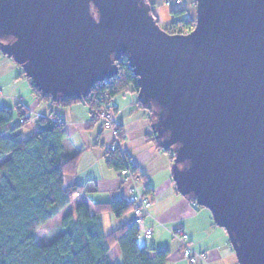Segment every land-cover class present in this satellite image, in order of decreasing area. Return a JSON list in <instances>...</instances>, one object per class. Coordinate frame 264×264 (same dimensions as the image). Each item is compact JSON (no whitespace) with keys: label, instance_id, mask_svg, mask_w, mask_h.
Masks as SVG:
<instances>
[{"label":"water","instance_id":"95a60500","mask_svg":"<svg viewBox=\"0 0 264 264\" xmlns=\"http://www.w3.org/2000/svg\"><path fill=\"white\" fill-rule=\"evenodd\" d=\"M196 5L173 33L146 0H0V48L54 98L87 97L126 57L177 189L239 264H264V0Z\"/></svg>","mask_w":264,"mask_h":264},{"label":"trees","instance_id":"16d2710c","mask_svg":"<svg viewBox=\"0 0 264 264\" xmlns=\"http://www.w3.org/2000/svg\"><path fill=\"white\" fill-rule=\"evenodd\" d=\"M146 1L152 4L151 0ZM184 11L173 10L178 17ZM195 21L180 17L169 28H163L173 33H186L194 28ZM118 62V74L97 84L82 99L77 96L54 98L51 94H43L32 83L31 88L52 105L66 106L85 101L98 110L106 97L114 98L130 85L139 91L138 77L126 57ZM23 74L28 77L25 71ZM28 79L31 81L30 77ZM140 104L151 115V109L142 102ZM29 110L24 103H18L15 109L0 107V264H115L109 253L116 242L121 245L124 256L121 264H167L170 249L141 245L137 224L132 220L105 232L103 211L122 217L132 209L125 196L102 203L81 202L60 219L61 230L56 237L39 238L38 232L44 224L73 202L79 188L66 187L64 176L76 173L80 152L70 154L65 151L68 132L60 118L43 115L36 119L35 133L26 135L21 128L30 121ZM16 116L19 122L14 121ZM152 141L174 161V152L160 145L155 132ZM107 164L117 170L126 167L119 150L110 151ZM131 169L138 172L134 165Z\"/></svg>","mask_w":264,"mask_h":264},{"label":"crops","instance_id":"0c3cea01","mask_svg":"<svg viewBox=\"0 0 264 264\" xmlns=\"http://www.w3.org/2000/svg\"><path fill=\"white\" fill-rule=\"evenodd\" d=\"M160 1L151 0L152 7L155 9ZM178 9L194 12L195 17H191L192 19L197 17L196 0H184ZM20 68L12 57L9 58L0 51V90L3 93L0 97L1 106L15 109L18 97L30 109H36L43 115L51 112L54 117L61 119L68 132L65 151L70 154L80 152L76 173L64 176L66 187L75 186L79 189L73 202L62 209L58 216L74 211L81 202L102 203L124 196L128 198L136 189V185L151 201V215L146 218V222L154 228L151 245L157 249H170V264H192L185 258L181 243L176 241L170 232L168 226L172 224H181L188 231L195 249L207 252L210 263L239 264L227 231L216 224L211 210L199 206L177 189L172 174L173 159L152 141L154 130L151 115L148 109L140 104L139 94L133 86L114 97V117L118 126L122 127L124 138L120 147L124 156L133 159V165L139 172L138 178L134 180L122 173V170L108 166L107 158L111 151L109 147L114 141L113 134L102 128L100 123L95 124L92 121L95 110L88 102L78 101L66 106L41 102L31 88V81ZM133 214L132 209L122 217L111 211H103L105 232L125 225L133 219ZM140 239L144 238L138 240ZM117 244L118 242L109 254L115 264H120L124 261V256L122 252L114 255Z\"/></svg>","mask_w":264,"mask_h":264},{"label":"built area","instance_id":"2783aa9c","mask_svg":"<svg viewBox=\"0 0 264 264\" xmlns=\"http://www.w3.org/2000/svg\"><path fill=\"white\" fill-rule=\"evenodd\" d=\"M170 1V0H168ZM178 2L180 0H177ZM122 59V58H121ZM120 59V60H121ZM106 81V80H105ZM102 82V81H101ZM1 95V90H0ZM114 102L111 101L109 104L112 105ZM109 104H106L105 106L109 107ZM101 123L106 128H112L114 132V137L116 138L115 141L111 144L109 147L110 150H119L121 154L123 155L125 161H126V167L122 168V173L128 175L132 180H134V170L131 169V166H133V159L124 156V153L122 151V148L120 147V141L118 139V127H114V123L116 122V119L113 118L110 114L108 115L106 112H102L100 114ZM97 116V118H99ZM135 190L133 194H131L128 197V202L133 205L134 207V215L132 221L137 224L138 227V238H152L154 236V228L150 226L146 222V218L151 215L150 211V205L151 201L147 194L142 192L136 185ZM164 226H166L163 222ZM170 232H172L173 237L176 241L181 243L182 246V252L184 253L185 258L189 261V263L192 264H212L208 260L207 252L205 251H199L195 249L193 246V242H191L190 234L188 231L185 230V228L181 224H172L168 226Z\"/></svg>","mask_w":264,"mask_h":264},{"label":"rangeland","instance_id":"374dc122","mask_svg":"<svg viewBox=\"0 0 264 264\" xmlns=\"http://www.w3.org/2000/svg\"><path fill=\"white\" fill-rule=\"evenodd\" d=\"M183 2H184V0H180L179 2L177 1V0H170V1H168V0H161L156 6H155V9H154V13L157 15V17L160 19V25L162 26V27H165V28H169L170 27V25H171V23L174 21V20H176V19H178V18H180V17H185V18H191V17H195L194 15H195V13L194 12H187L186 11V9H184L185 11L182 13V14H180L179 15V17L178 16H176L175 15V13L173 12V10H175V11H177V10H179L178 8H179V6L181 5V4H183ZM178 6V7H177ZM192 19V18H191ZM193 20H196V18H193ZM196 22V21H195ZM20 69H22V70H24L23 69V67H21ZM27 80V79H26ZM27 82H28V84H29V81L27 80ZM99 83H101V81L100 82H97V84H99ZM97 84L94 86V87H97ZM132 85H130V87H131ZM94 87H93V89H94ZM130 87L128 88V89H126V90H123V91H121V92H126V91H128L129 89H130ZM92 89V90H93ZM136 92V91H135ZM3 93H2V90H1V95H2ZM1 95H0V97H1ZM39 97V96H38ZM40 98V97H39ZM17 100H19L18 101V103H21V104H23V102H22V100L20 99V98H16ZM41 99V98H40ZM41 102H49V101H47V100H40ZM111 101H113L114 102V98H105L104 99V102H103V104H102V107H101V109H98V110H95V112L92 114V117H93V119H92V121L95 123V124H99L100 123V125H101V127L102 128H105V129H107V130H109V131H111L112 132V134H113V138H114V141H115V137H114V132H113V130H112V128H106V127H104L103 125H102V123L100 122L101 121V119H100V114H102V112H106L108 115L110 114L111 116H113V118L115 119V117H114V112H115V110H116V105L113 103L112 105H110L109 103L111 102ZM106 104H109V107H107V106H105ZM2 105V102H1V100H0V106ZM29 112H30V114H31V117H30V121L26 124V125H24L22 128H21V130L26 134V135H28V134H33V133H35V122H36V118L38 119L39 117H41V116H43V114H42V112H39V111H37L36 109H30L29 110ZM45 115H48V116H50V117H52V118H56V119H58V117H53L54 115H52L51 114V112H49V113H47V114H45ZM44 115V116H45ZM97 116L99 117V118H97ZM14 121H16V122H19V120H18V117L16 116V118L14 119ZM114 127L116 128V127H118V134H117V136H118V139H119V141H120V144H121V142L123 141V133H122V127H119L118 126V124L115 122L114 123ZM113 141V142H114ZM112 142V143H113ZM111 143V144H112ZM112 151H114V150H112ZM134 179L136 178H138V176H139V172H135L134 171ZM143 192V191H142ZM131 194H133V193H131ZM130 194V195H131ZM129 195V196H130ZM128 199V198H127ZM132 205V204H131ZM132 212L133 213H135L134 212V207H133V205H132ZM134 215V214H133ZM63 216L62 215H60V216H57V217H55V218H53L46 226H44V229L43 230H40V232H39V238L40 237H42V236H45V237H47L48 235L49 236H52V237H56L58 234H59V231L61 230L60 229V227L61 226H58L59 225V223H60V219L62 218ZM41 235V236H40ZM152 240H153V238H148L147 240L145 239H140L139 240V243L141 244V245H151L152 244ZM122 249H121V245H119V244H117V246H116V248H115V251H114V255L116 256L119 252H122L121 251ZM171 258H169V263L168 264H170L171 263V260H170ZM121 263H123V262H120V264ZM176 264H183L182 262H180V263H176Z\"/></svg>","mask_w":264,"mask_h":264}]
</instances>
